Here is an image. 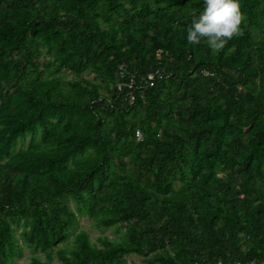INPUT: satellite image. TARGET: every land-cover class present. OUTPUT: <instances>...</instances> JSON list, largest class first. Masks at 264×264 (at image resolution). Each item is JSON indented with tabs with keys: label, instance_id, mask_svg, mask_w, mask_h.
Returning a JSON list of instances; mask_svg holds the SVG:
<instances>
[{
	"label": "trees",
	"instance_id": "trees-1",
	"mask_svg": "<svg viewBox=\"0 0 264 264\" xmlns=\"http://www.w3.org/2000/svg\"><path fill=\"white\" fill-rule=\"evenodd\" d=\"M239 3L217 53L186 40L204 0H0V264H264V0Z\"/></svg>",
	"mask_w": 264,
	"mask_h": 264
},
{
	"label": "clouds",
	"instance_id": "clouds-1",
	"mask_svg": "<svg viewBox=\"0 0 264 264\" xmlns=\"http://www.w3.org/2000/svg\"><path fill=\"white\" fill-rule=\"evenodd\" d=\"M244 19L239 0H204L203 11L187 29V43L198 45L203 41L218 53L229 40L242 35Z\"/></svg>",
	"mask_w": 264,
	"mask_h": 264
},
{
	"label": "rangeland",
	"instance_id": "rangeland-1",
	"mask_svg": "<svg viewBox=\"0 0 264 264\" xmlns=\"http://www.w3.org/2000/svg\"><path fill=\"white\" fill-rule=\"evenodd\" d=\"M79 227L89 233L92 241H96V238L102 235H107L109 238L115 237V233L111 232V229L106 230L104 233H101L94 227L92 221L89 218H79ZM39 255L43 257L41 254ZM30 257L31 253L29 252V250L27 248H23L21 255L16 258L13 264H28L30 262ZM54 262H57V260L55 259ZM127 264H143L142 258L136 255L128 256Z\"/></svg>",
	"mask_w": 264,
	"mask_h": 264
},
{
	"label": "built area",
	"instance_id": "built-area-1",
	"mask_svg": "<svg viewBox=\"0 0 264 264\" xmlns=\"http://www.w3.org/2000/svg\"><path fill=\"white\" fill-rule=\"evenodd\" d=\"M152 81H153V77L150 76L149 79H148V81H145V83H149V85L152 86V85H153ZM138 138H140V135H139V134H138ZM215 264H224V263H222V262H217V263H215ZM230 264H241V263H230ZM247 264H253V262H249V263H247Z\"/></svg>",
	"mask_w": 264,
	"mask_h": 264
}]
</instances>
